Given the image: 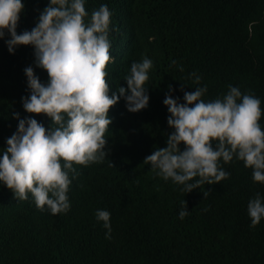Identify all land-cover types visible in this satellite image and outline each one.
<instances>
[{"label": "trees", "instance_id": "obj_1", "mask_svg": "<svg viewBox=\"0 0 264 264\" xmlns=\"http://www.w3.org/2000/svg\"><path fill=\"white\" fill-rule=\"evenodd\" d=\"M22 3L17 34L31 31L49 6V0ZM101 5L112 13L109 94L128 87L131 65L146 56L153 62L145 84L149 105L131 113L121 97L110 109L108 155L103 163L74 165L79 175L70 174L66 213L41 211L30 193L16 199L0 182V264H264V218L253 228L248 214L250 200L257 194L264 199V184L254 181L252 169L235 157L221 160L227 179L186 193L144 164L174 131L166 95L185 103L184 92L207 86L203 98L209 101L231 85L260 99L264 112V0H85L86 22ZM9 39L8 32L0 39V159L18 131L15 114L48 129L53 123L25 111V69L32 67L43 84L49 76L36 66L33 46L12 54ZM260 125L264 129V115ZM181 201L190 212L183 220ZM97 210L110 213V239Z\"/></svg>", "mask_w": 264, "mask_h": 264}, {"label": "clouds", "instance_id": "obj_2", "mask_svg": "<svg viewBox=\"0 0 264 264\" xmlns=\"http://www.w3.org/2000/svg\"><path fill=\"white\" fill-rule=\"evenodd\" d=\"M23 11L22 0H0V39L5 32L10 33L7 45L12 54L18 46L34 47L36 66L46 70L49 81L41 83L33 68H26L30 97L23 98V107L53 123L48 129L34 118L21 119L15 114L18 131L7 139L8 147L0 159V182L16 199L27 200L30 193L38 209L43 211L47 206L57 215L71 208L67 196L70 174L73 178L79 175L74 165L103 163L107 157L105 137L113 123L110 109L121 97L131 113L148 107L145 84L153 62L146 56L142 62H134L124 78L128 87H118L110 95L106 69L114 58L109 40L112 13L107 5L94 10L86 22L85 0H49L36 26L17 34ZM191 78L193 84H201L197 73ZM228 89L222 98L209 101L203 98L207 86L184 92L185 103L166 95L163 103L174 131L167 136V146L156 148L144 164L151 165L165 181L171 179L183 185L182 191L191 193L227 179L229 173L220 161L229 163L235 157L253 170L255 182L264 184L261 101L251 93L242 94L238 87L229 85ZM208 193L204 192L205 197ZM181 205L179 218L183 220L190 212L186 201ZM248 214L253 228L264 218V199L259 194L249 201ZM95 215L110 239V213L97 210Z\"/></svg>", "mask_w": 264, "mask_h": 264}]
</instances>
